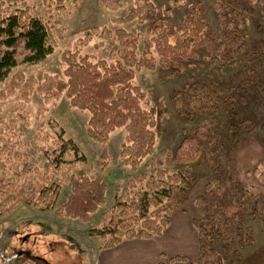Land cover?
Listing matches in <instances>:
<instances>
[{"label": "trees", "instance_id": "obj_1", "mask_svg": "<svg viewBox=\"0 0 264 264\" xmlns=\"http://www.w3.org/2000/svg\"><path fill=\"white\" fill-rule=\"evenodd\" d=\"M26 1L0 0V99L18 92L21 99L27 100L35 86L47 102L63 95L71 108L88 114L86 134L102 146L101 169L108 159L105 145L117 130L124 132L119 153L121 166L136 172L155 153L154 130L162 106L143 107L152 94L135 85V74L144 69L169 71L172 76H178L184 74L185 65L207 62L206 82L199 83L189 76L169 97L175 115L193 127L183 132L172 151L163 150L147 173L135 175L123 188L115 186L112 206L101 214L99 225L90 230L92 236L102 241L101 248L109 250L126 241L161 237L170 225L171 215L188 200L198 180L195 170L208 166L211 176L204 193L195 198L198 214L191 221L198 245V255L191 264H264V245L245 257L234 246L253 241V227L244 225L245 218L252 222L260 220L264 226V195L242 184L217 161L223 138L220 117L225 113L228 118H237L236 95L241 97L255 84L258 79L255 66L262 60L261 53L244 51L245 37L239 22L244 19L247 1H215L213 32L205 17L204 0L190 3L180 27L172 26L167 20V10L159 12L149 0H98L110 10L125 8V15L113 22L146 24L148 38L123 27L114 31L94 28L88 39L95 36L100 40L99 45L104 43L109 48L117 45V51L109 54L113 61L65 51L61 57L62 76L45 75L40 82L26 78L21 72H12L16 66L14 47L18 42L25 51L22 61L31 65L43 61L54 49L52 26L33 15ZM42 1L47 5L54 1L57 14L65 11L63 0ZM259 1L264 8V0ZM238 55L244 63L243 78L237 85L220 84L214 71L232 63ZM245 124L243 120L239 125ZM237 129L239 126L229 124L226 132L234 134ZM42 136L49 140L47 134ZM54 144L56 148L48 144L44 172L30 174L35 180L31 177L26 183L23 177H17L9 182L8 172L1 173L0 216L21 199L41 210L52 209L57 218L88 224L106 204L107 182L102 177L79 176L71 177L68 196L55 207L63 183L61 177L68 173V169L60 168L61 164L72 167L77 162L78 150L70 140H55ZM65 153L71 159L66 160ZM51 173L54 179L49 182ZM233 228L236 235L232 234ZM217 242L220 252L215 250ZM176 261L187 260L177 256Z\"/></svg>", "mask_w": 264, "mask_h": 264}, {"label": "rangeland", "instance_id": "obj_2", "mask_svg": "<svg viewBox=\"0 0 264 264\" xmlns=\"http://www.w3.org/2000/svg\"><path fill=\"white\" fill-rule=\"evenodd\" d=\"M57 2V0H55ZM65 11L57 14L55 2L47 5L42 0H27L30 12L43 18L52 26L54 40L53 52L43 61L31 65L24 63L22 43L14 47L16 66L12 72H21L26 78L35 82L42 81L45 75L62 76L64 65L61 57L65 51H76L95 60L112 62L110 52L117 51V45L109 48L104 43L99 45L95 36L88 39L94 29L114 31L119 27L132 33H139L148 38L146 24L137 23L120 25L114 19L123 17L125 8L110 10L98 0H63ZM159 12L167 10V20L172 26H182L190 3L195 0H149ZM217 0H204L205 17L211 30H216V13L213 3ZM229 3L227 0H219ZM247 11L239 22L240 32L245 37L244 51L262 54V60L256 64L257 81L246 94L236 95L237 118H228L225 113L220 117L219 130L222 133V145L219 147L217 161L238 181L254 188L264 195V8L259 0H246ZM56 22V23H54ZM142 46L139 45V52ZM1 53V50H0ZM243 61L235 60L214 71L217 81L237 85L243 78ZM184 74L172 76L169 71L150 72L140 70L135 74V85L143 92L151 93L143 107L146 109L161 104L156 134L155 153L147 158L140 169L132 172L121 166L119 160L120 146L124 139L123 130H117L111 136L105 150L108 155L104 169L99 166L102 146L89 139L86 134L88 114L71 108L62 95L55 101H44L33 89L27 100L19 93L0 99V175L6 170V180L14 181L23 177L29 181L33 171L44 172L47 161L46 150L56 148L54 141H71L78 150L77 162L72 167L61 164V169H68L62 176V185L55 207L64 203L70 192L71 177H102L108 184L107 202L93 216L92 222L85 224L77 220L57 218L53 210H41L19 199L7 213L0 216V264H191L198 255L196 231L191 221L197 217L195 198L204 193L205 185L211 176V168L201 166L195 170L198 180L193 186L188 200L169 218L170 226L159 238L149 242H130L114 250H103L102 241L90 234V230L100 223L101 214L113 204L115 186L125 187L137 174L147 173L161 152L172 151L179 143L184 131L193 125L181 121L173 111L169 97L171 92L180 89L189 76H194L199 83L207 81V62H192L183 66ZM11 75V74H10ZM9 75V77H10ZM8 77V78H9ZM8 80V79H7ZM247 122L243 125L240 121ZM229 124L239 129L233 134L226 132ZM42 134L49 137L45 139ZM48 140V143H47ZM219 143V144H220ZM13 145V146H11ZM57 152V151H56ZM65 159L71 155L65 153ZM36 179V177H32ZM54 179L51 173L50 181ZM25 183V184H26ZM24 184V185H25ZM264 208V206H263ZM244 225L253 227V241L235 247L242 256H248L264 245V226L260 220L252 222L244 219ZM192 236H191V233ZM232 234L236 235L233 228ZM243 237V236H242ZM192 242V243H191ZM215 250L220 252V243ZM176 256L187 261L180 263ZM122 258V259H121Z\"/></svg>", "mask_w": 264, "mask_h": 264}, {"label": "crops", "instance_id": "obj_3", "mask_svg": "<svg viewBox=\"0 0 264 264\" xmlns=\"http://www.w3.org/2000/svg\"><path fill=\"white\" fill-rule=\"evenodd\" d=\"M176 212V211H175ZM192 224V223H191ZM170 226V225H169ZM193 227V226H192ZM194 229V228H193ZM190 233H191V231H190ZM191 236H192V233H191ZM151 240H153V239H151ZM151 240H132V241H126V242H123V243H121L120 245H118L117 247H115V248H113V249H109V250H114V249H117V248H120V247H122L123 245H125L126 243H130V242H149V241H151ZM196 240H197V238H196ZM192 243V242H191ZM177 257V256H176ZM175 257V258H176ZM180 257H182V256H180ZM122 259V258H121Z\"/></svg>", "mask_w": 264, "mask_h": 264}]
</instances>
